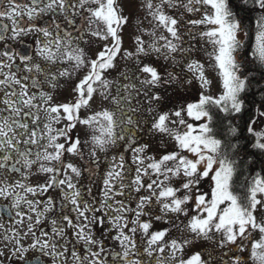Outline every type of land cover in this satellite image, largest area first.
<instances>
[{
  "label": "snow or ice",
  "instance_id": "obj_1",
  "mask_svg": "<svg viewBox=\"0 0 264 264\" xmlns=\"http://www.w3.org/2000/svg\"><path fill=\"white\" fill-rule=\"evenodd\" d=\"M139 8L151 28L138 21L129 50L119 0H0V211L28 221L6 230L9 264H264V90L259 103L246 96L257 75L264 83V0ZM93 38L110 43L91 56ZM74 79L72 98L54 103ZM241 138L262 167L238 183ZM118 142L135 167L119 155L100 172Z\"/></svg>",
  "mask_w": 264,
  "mask_h": 264
},
{
  "label": "rangeland",
  "instance_id": "obj_2",
  "mask_svg": "<svg viewBox=\"0 0 264 264\" xmlns=\"http://www.w3.org/2000/svg\"><path fill=\"white\" fill-rule=\"evenodd\" d=\"M139 4H140V0H121V5L124 7L125 15H129L130 16V22H129V24L127 26H125V28L123 30V37H124V45H123V47L125 49L133 50L134 37H135V35H139L140 34V32L137 30L138 21H142L143 22L142 23V27L148 28V29L151 28V25L149 24V20L145 19V15L146 14L143 11L140 10ZM144 39L147 40L148 37L144 36ZM102 43L105 44L106 41H104ZM107 43H110V41H107ZM102 46L103 45H91V47L88 49L89 54L91 56H94L95 53L99 50V48L102 47ZM202 59L206 61L207 57H203L202 56ZM124 63H126V61L122 58V56L117 58V64L118 65H123ZM208 72H209L210 78H213L215 76V73L212 72L210 68L208 69ZM82 74L83 73H81L80 75H82ZM113 75H115V73H113ZM78 78L79 77H76V79H78ZM69 83H72V82H69ZM70 89H71V85H69V84L67 85V88L64 89V90H68V93H67L68 95H70V92H69ZM217 90H218V85L216 84V82L214 80V85H213L212 91L216 92ZM99 106H100V102H99V99L97 98V100L93 102L92 107H93V109L98 110ZM81 114L84 115V114H91V113H86V111H85L84 113H81ZM83 133H84L83 126H79V125L73 131V135L75 136V135L79 134L81 139L85 138ZM148 139H149V137L145 136L140 142H144L145 140H148ZM61 142H63V139H61ZM155 143L158 145L159 144V140H156ZM122 144H123V142H118V144L115 147L109 149V152H108V155H107L108 158H106V160L104 159L105 160L104 162L106 163V168H105L106 170H107V167L109 165V162L112 159V156H117V158H118L119 155H124L125 156L126 166H131L132 168L135 167V165H132V152L131 151H125L126 146H122ZM173 147H174V144H172V143L168 144V149L169 150H172ZM162 151H163L162 147H154L153 149H151L149 151L148 154L149 155H153V154L158 155ZM100 155H102V157L104 158V154L103 153H101ZM148 162L149 161H146L145 163H148ZM134 174L135 173L133 172L132 175H134ZM174 183L176 184V186H179V181H174ZM93 184H94V186L96 185L95 187L102 188V183H97L96 180H95V182H93ZM203 187H204L205 191H208L207 182L204 183ZM142 194L147 195L149 193L148 192H144ZM101 195H102V193L100 191L98 193V196L100 197ZM117 199H123V197H117ZM164 226L165 225H163L162 222H156L155 225H154V229H159V228L164 227ZM172 235L175 237V236L179 235V233L173 232ZM254 236L257 239L259 238L258 233L254 234ZM137 242H138V244L140 243L139 234L137 235ZM140 246L143 247V246H146V245H140ZM144 259L146 261H148L150 258L145 256Z\"/></svg>",
  "mask_w": 264,
  "mask_h": 264
},
{
  "label": "flooded vegetation",
  "instance_id": "obj_3",
  "mask_svg": "<svg viewBox=\"0 0 264 264\" xmlns=\"http://www.w3.org/2000/svg\"><path fill=\"white\" fill-rule=\"evenodd\" d=\"M119 3L121 4V0H119ZM5 7H7V4H5ZM27 43H31L32 41L30 40V38H25ZM102 42H104L103 40H99V39H95L93 38V44L92 45H104ZM107 43V42H106ZM12 47L16 48L17 45L13 42L12 43ZM87 47V46H86ZM76 82V79L74 81H72V83H68L69 85L72 86L74 85V83ZM64 88H60L57 89L56 92L54 93V103H61V102H66L68 100H70L73 96V93L71 91V89L69 90L70 95H68V90H64L67 88V85ZM61 97V98H60ZM86 110H81V113H84ZM64 123H66V121H62L60 124H56L54 125V127L60 128L64 126ZM85 139V138H84ZM81 139V140H84ZM61 142V141H60ZM101 155V168H100V172H104L106 171V163L104 162L106 159L103 158ZM108 158V156H107ZM105 159V160H104ZM18 178V177H17ZM37 179H39L36 176H33L31 179V183H35L37 181ZM97 183H102L99 178L97 177L96 179ZM85 184L89 183V180L87 179V174L84 180ZM91 186L93 187V193L94 195L98 196V193L100 192V187H95L93 182L91 183ZM48 195H52L53 197H57V193L56 192H50ZM31 198V197H29ZM10 205V201L9 200H4L2 198H0V210L7 208ZM23 210H27V206L24 205L23 206ZM18 219L15 216V210L12 211L11 213V219L9 218V215L6 212L0 211V225H3V227H0V251H3L5 253V255L3 257H0V259L3 260V264H9V260H8V256L10 255V249L12 248V243H9L7 240H5V236L6 235H11L10 231H6L9 229H17V230H22V231H27L26 225L28 223L27 219L25 218L24 221V225H20V224H16L15 220ZM105 227H107V225H105ZM99 236V233L97 234ZM32 237L29 236L27 237L23 243L25 245V247H27V245L29 243H31ZM7 244V248L5 247V245ZM106 244L108 245L109 248H111L113 251H119L118 246L115 244V242L113 241H106ZM109 260H111V257H109ZM14 264V262H13ZM45 264H51V261H46Z\"/></svg>",
  "mask_w": 264,
  "mask_h": 264
},
{
  "label": "trees",
  "instance_id": "obj_4",
  "mask_svg": "<svg viewBox=\"0 0 264 264\" xmlns=\"http://www.w3.org/2000/svg\"><path fill=\"white\" fill-rule=\"evenodd\" d=\"M256 15L257 14H254L253 19H255ZM253 40H254V24L252 25V30L249 31L248 38H246L245 40L246 51H250V45L253 43ZM258 80H260L259 75H257V77L253 80L251 90L248 93H246L249 104H251L252 101H255L257 103L260 102L261 99L260 91L264 90V83H258L257 82ZM238 123L242 125L243 121H238ZM239 142L241 148H240V155L238 157L240 163L238 164L239 175L237 177V180L238 183H243L244 176L249 175V173H254V171H260L262 166L258 162L257 156L252 154L253 150L247 147V141L241 138Z\"/></svg>",
  "mask_w": 264,
  "mask_h": 264
}]
</instances>
